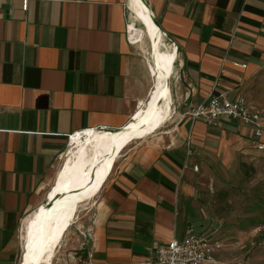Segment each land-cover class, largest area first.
<instances>
[{
  "label": "crops",
  "instance_id": "1",
  "mask_svg": "<svg viewBox=\"0 0 264 264\" xmlns=\"http://www.w3.org/2000/svg\"><path fill=\"white\" fill-rule=\"evenodd\" d=\"M146 1L177 48L173 112L156 132L119 149L82 204L92 213L80 223L88 264H144L151 246L183 239L189 225L220 241L219 225L200 206L198 180L218 166L225 173L264 158L252 150L250 127L189 115L212 91L264 108V0ZM130 3L29 0L24 11L23 0H0V264L21 263L23 222L47 202L70 137L118 132L147 110L154 57ZM224 251L220 263L230 262Z\"/></svg>",
  "mask_w": 264,
  "mask_h": 264
},
{
  "label": "bare ground",
  "instance_id": "2",
  "mask_svg": "<svg viewBox=\"0 0 264 264\" xmlns=\"http://www.w3.org/2000/svg\"><path fill=\"white\" fill-rule=\"evenodd\" d=\"M130 7L145 24L154 57L156 82L147 110L137 112L133 122L118 132L89 131L73 137L72 147L47 202L58 199L52 206H47L46 202L23 222L24 249L20 264H53L65 229L75 219L78 206L97 193L119 149L128 142L156 132L172 116L170 83L175 71L177 48L165 42V33L155 24L142 0H131ZM130 30L134 31L133 28ZM78 190L82 194H78Z\"/></svg>",
  "mask_w": 264,
  "mask_h": 264
},
{
  "label": "rangeland",
  "instance_id": "3",
  "mask_svg": "<svg viewBox=\"0 0 264 264\" xmlns=\"http://www.w3.org/2000/svg\"><path fill=\"white\" fill-rule=\"evenodd\" d=\"M167 42L170 43L168 39ZM196 192L207 220L219 225L218 238L225 248V261L264 264V158L241 161L225 173L218 166L198 180ZM86 208L78 206L53 264H88L83 245L87 228L80 227L81 222L86 225L92 217Z\"/></svg>",
  "mask_w": 264,
  "mask_h": 264
},
{
  "label": "built area",
  "instance_id": "4",
  "mask_svg": "<svg viewBox=\"0 0 264 264\" xmlns=\"http://www.w3.org/2000/svg\"><path fill=\"white\" fill-rule=\"evenodd\" d=\"M29 0H23V10L27 11ZM128 38L131 43L130 25L127 26ZM235 38V31L231 35L230 46ZM172 45H175L172 43ZM228 48L223 63L228 62ZM236 67L246 68V65L232 62ZM192 121H202L207 125L215 126L219 120L229 119L239 122L253 130L252 148L264 155V108L250 103L245 97L229 100L225 95L209 94L206 102L191 110ZM104 132L105 130H92ZM87 132V131H86ZM75 133L70 139L78 134ZM84 137V136H83ZM198 166L194 170L198 171ZM224 245L221 241L213 239L208 233L197 230L189 225L183 239L173 238L165 245H154L148 249L149 259L144 264H235L220 263L216 255L221 252Z\"/></svg>",
  "mask_w": 264,
  "mask_h": 264
},
{
  "label": "water",
  "instance_id": "5",
  "mask_svg": "<svg viewBox=\"0 0 264 264\" xmlns=\"http://www.w3.org/2000/svg\"><path fill=\"white\" fill-rule=\"evenodd\" d=\"M144 3H145V5L147 6V8L149 9V11H150V13H151V15H152V18H153V20H154V22H155V24L159 27V29L161 30V31H163V29L161 28V26H160V24H159V22H158V20H157V18H156V16H155V14H154V12L152 11V9H151V7H150V5L148 4V2L146 1V0H142ZM164 32V31H163ZM93 178H94V176H92ZM77 192V191H76ZM78 194H82V191H80V190H78V192H77ZM57 197V196H56ZM58 198H56V200H57ZM54 200V201H53ZM53 200H49L48 202H47V206H52V204L56 201L55 200V198H53ZM41 233H42V236H43V238H45V236H44V232H42L41 231Z\"/></svg>",
  "mask_w": 264,
  "mask_h": 264
}]
</instances>
